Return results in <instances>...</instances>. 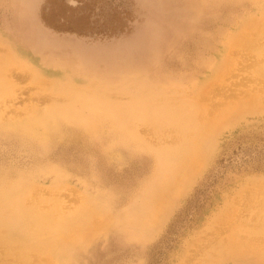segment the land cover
<instances>
[{
  "label": "rangeland",
  "instance_id": "374dc122",
  "mask_svg": "<svg viewBox=\"0 0 264 264\" xmlns=\"http://www.w3.org/2000/svg\"><path fill=\"white\" fill-rule=\"evenodd\" d=\"M248 32L251 42L239 43ZM262 32L264 0H0V200H20L53 224L36 237L24 222L0 221V264H255L233 250L264 249ZM211 76L199 93L194 84ZM142 79L150 97L134 87ZM159 88L210 113L225 101L261 99L205 147L173 123L155 133L159 121L141 110L121 119L97 104L141 105ZM47 112L59 114L60 127L41 137L40 125L36 134L24 128ZM98 113L125 125L81 119ZM179 159L185 166L170 170Z\"/></svg>",
  "mask_w": 264,
  "mask_h": 264
},
{
  "label": "bare ground",
  "instance_id": "6f19581e",
  "mask_svg": "<svg viewBox=\"0 0 264 264\" xmlns=\"http://www.w3.org/2000/svg\"><path fill=\"white\" fill-rule=\"evenodd\" d=\"M215 1V0H214ZM260 22V21H259ZM256 23H257V21H256ZM260 23H262V22H260ZM255 26H256V24H255ZM259 26H260V24H259ZM257 27V26H256ZM252 28V27H251ZM254 28V27H253ZM252 28V29H253ZM255 29V28H254ZM257 29V28H256ZM241 32V31H240ZM250 32H251V30H250ZM249 33V32H248ZM252 33V32H251ZM262 33H264V32H262ZM255 34V33H254ZM256 35V34H255ZM257 35H260V34H257ZM253 39H254V37H252ZM244 42V43H246V42H251V37H250V33L249 34H244V36L243 35H239V40H238V42L239 43H241L242 44V42ZM234 44V43H233ZM232 44V45H233ZM236 44H237V42H236ZM235 44V45H236ZM246 45H248V44H246ZM253 45H254V43H253ZM257 45V44H256ZM234 46V45H233ZM232 46V47H233ZM237 46V45H236ZM241 46H243V45H241ZM238 47V46H237ZM236 47V48H237ZM260 47H261V45H260ZM235 48V49H236ZM249 48V47H248ZM251 48V47H250ZM249 48V49H250ZM264 49V48H263ZM231 51H232V48H231ZM230 50H228L227 51V53L225 54V56L223 57L224 59H222L220 62H219V64L218 65H215V66H220L221 64L222 65H225V63L227 62L226 61V59L229 57V55H230V52H231ZM242 51V50H241ZM249 51V50H248ZM261 51V50H260ZM259 51V52H260ZM245 52V51H244ZM251 52V51H250ZM256 53H257V50H256ZM251 54H253L252 52H251ZM250 54V55H251ZM258 55V54H257ZM244 56V55H243ZM248 56V55H247ZM231 57V56H230ZM259 57H260V55H259ZM2 58V57H1ZM240 58V57H239ZM245 58V57H244ZM243 58V59H244ZM249 58V57H248ZM255 58V57H254ZM230 59V58H229ZM246 59H247V57H246ZM251 59V57L249 58V60ZM6 60H8L7 58H6ZM242 60V59H241ZM248 60V59H247ZM4 61V60H3ZM246 61V60H245ZM262 61H264V60H262ZM16 62V61H15ZM237 62H240V61H237ZM257 62H259V61H257ZM257 62H255L256 64H257ZM261 62V61H260ZM228 63H230V61L228 62ZM234 63V62H233ZM232 63V65H234ZM239 64V63H238ZM254 65V64H253ZM259 65H260V63H259ZM1 66V65H0ZM236 66V65H235ZM245 66V65H244ZM258 66V65H257ZM6 67V66H5ZM230 67H232V66H230ZM255 67V66H254ZM225 68V67H224ZM223 68V69H224ZM228 68V67H227ZM249 68V67H248ZM6 69V68H5ZM259 69V68H258ZM263 69V68H262ZM216 70V69H215ZM227 70V69H226ZM1 71V70H0ZM225 71V70H224ZM152 74V73H151ZM216 74V73H215ZM215 74H214V76H215ZM220 74V73H219ZM223 74V73H222ZM261 75V74H260ZM214 76H211V77H209L208 79H205L206 81L205 82H203V84H194V88L195 89H199L200 91H199V93H202V94H204L208 89V87H209V85H210V83H211V79L214 77ZM225 76V75H224ZM1 77V76H0ZM152 78V77H151ZM219 78V77H218ZM162 81V80H161ZM164 81V80H163ZM2 82V81H1ZM4 83V82H3ZM133 83H142L140 86H134V87H137V88H141V89H143V91L142 92H144L145 94H146V96L148 95V97H150V94H148L146 91H150L151 89H150V86L148 85V81L146 82V80H141V81H138V82H133ZM197 83H199V82H197ZM171 84V83H170ZM177 84V83H176ZM175 83H174V85H176ZM179 84V83H178ZM264 84V83H263ZM133 85V84H132ZM262 85V84H261ZM158 86V85H157ZM204 86V87H203ZM145 87H147V88H149V89H145ZM201 87V88H200ZM65 88V87H64ZM111 88V87H110ZM136 88V89H137ZM261 88H263V87H261ZM113 89V88H112ZM130 89V88H129ZM128 89V90H129ZM160 90H162V92L163 93H160L159 92V94H156L152 99H148L147 97L145 98V100L143 101V103L141 104V105H135L134 103H132L131 101L130 102H127V103H123V104H119V105H116V106H114L112 103H110L109 101L107 102V101H105V102H103V103H99V102H97V104L99 105V106H103L105 109L106 108H109V109H106V112L107 111H112V112H114V115H116V117H118V118H121V119H124V117L125 116H129V115H131V114H133V113H136V112H138L139 110H141L143 113H141V114H145V117L149 120H153L152 122H154V120H158L159 122V124L157 125L158 127H155V133L156 132H159V133H162V135H163V133H165L166 131L164 130V129H162V127L161 126H163L165 123H173V125L176 127V128H178V129H183L184 130V132H183V134H181L182 136H186V138L190 135L191 137L190 138H194L195 139V141H194V139H193V142H195L193 145H194V147H197V145H201V147L203 146V147H205L206 145H208V143L209 142H211L212 141V139L215 137V135L217 134V132H219V130H221L222 128H224V127H226V126H228V125H224V124H230V123H233L234 121H236V120H238L240 117H241V111L243 110V111H247V109L251 106V105H253V104H257V105H259L260 104V99L261 98H259V97H257V95H250V99L248 100V101H239L238 103H235L236 101H234V103H228L227 101H225V103H224V105H221L220 104V106H223L222 108L220 107V109L219 110H217V108H216V110H215V112H213L212 111V113H210V110H212V109H215V108H212L211 107V109L210 110H208V112H207V110L205 109V107H203L204 106V104H202V103H194L192 100H189V99H181L179 102H173V98H168V96H166V94H165V91L162 89V88H159ZM234 89V88H233ZM2 90V89H1ZM171 90V89H170ZM170 90H168V91H170ZM215 90V89H214ZM238 90V89H237ZM263 90V89H262ZM157 91V90H156ZM227 91V90H226ZM249 91V90H248ZM225 92V91H224ZM259 92H261V90L259 91ZM1 93H2V91H1ZM157 93V92H156ZM216 93V92H215ZM255 93V92H254ZM107 94V93H106ZM171 94V93H170ZM190 94V93H189ZM214 94V93H213ZM260 94V93H259ZM262 94V93H261ZM2 95V94H1ZM199 95V94H198ZM237 95V94H236ZM112 96V95H111ZM98 97V96H97ZM195 97H196V95H195ZM249 97V96H248ZM74 98V97H73ZM100 98V97H99ZM98 98V99H99ZM187 98V97H186ZM200 98V97H199ZM201 98H202V96H201ZM207 98V97H206ZM224 98V97H223ZM226 98V97H225ZM245 98V97H244ZM101 99V98H100ZM148 99V100H147ZM120 100V99H119ZM187 100V101H186ZM230 100H232V98L231 99H229V101ZM241 100V99H240ZM198 101V100H197ZM200 101V100H199ZM203 101H205V100H203ZM207 101H208V99H207ZM212 102H214V101H212ZM219 102V100L217 101V103ZM226 102H227V104H226ZM232 102V101H231ZM70 103V102H69ZM95 104H96V102H94ZM175 103V104H174ZM204 103V102H203ZM214 103H216V102H214ZM213 103V104H214ZM220 103V102H219ZM222 103V102H221ZM212 103L211 104H209V105H213ZM94 105V104H93ZM92 105V106H93ZM262 106V105H261ZM96 107V106H95ZM216 107V106H215ZM218 107V106H217ZM240 107H243V108H240ZM248 107V108H247ZM97 108V107H96ZM245 108V109H244ZM257 108V107H256ZM255 108V109H256ZM74 109V108H73ZM111 109V110H110ZM197 111H196V110ZM259 109V108H258ZM68 110L69 109H66L65 110V112L64 113H68ZM202 110V111H201ZM96 111V110H95ZM257 111V110H256ZM260 111V110H259ZM32 112V111H31ZM50 115H49V114ZM53 114H55V112L54 113H52V112H47L43 117H40L39 116V113H38V117L37 118H33V119H31L30 121H28L27 123H25L23 126H24V128L26 129L27 128V131H30V132H32V133H35L34 132V127H32V125H40L41 127H42V133H41V135H39V137H41V136H44V133H45V136L47 135L46 133H49L50 131H52L53 129H56V128H58V126L60 125V123L62 122V120L59 118V114L57 115V116H55V118H50V116L51 115H53ZM89 114H90V112H89ZM111 114V113H110ZM138 114H140V112H138ZM137 114V115H138ZM136 115V116H137ZM144 117V118H145ZM88 118H89V120L85 117H82L81 119L85 122V121H87L88 122V125H90V126H93V125H98V126H101V125H108V126H111V125H125L124 124V120H122V123L121 124H119L118 122H113L112 120H111V118H110V116L107 114V113H104V114H101V113H98V114H95V115H92V117H91V119H90V116H88ZM126 119V118H125ZM24 120H26V119H24ZM78 125H83V123H81V122H76ZM146 123V122H145ZM149 124V123H148ZM151 124V123H150ZM161 124H163V125H161ZM155 125V124H154ZM18 126V125H17ZM61 126V125H60ZM59 126V127H60ZM97 126V127H98ZM65 127V126H64ZM118 127V126H117ZM7 128V127H6ZM16 128V127H15ZM119 128V127H118ZM50 129H52V130H50ZM99 129H101V128H99ZM17 130V129H16ZM177 130V129H176ZM14 131V130H13ZM23 131V130H22ZM119 131V130H118ZM122 131V130H121ZM175 131V130H174ZM15 132V131H14ZM24 132V131H23ZM176 133H177V131H175ZM19 133V132H18ZM113 133V132H112ZM129 133V132H128ZM36 134V133H35ZM34 134V135H35ZM52 133H50V135H51ZM130 135H131V133H129ZM19 135H20V133H19ZM54 135V134H53ZM129 135V136H130ZM164 135H166V134H164ZM114 136V135H113ZM112 136V137H113ZM129 136H127L128 137V140H129ZM134 136V135H133ZM132 136V137H133ZM158 136V135H157ZM181 136V137H182ZM20 137V136H19ZM49 137H51V136H49ZM178 137V136H177ZM176 137V139H178ZM181 137L179 138L181 141H182V139H181ZM31 138V137H30ZM108 138H110V137H108ZM114 138V137H113ZM122 138H124V136L122 137ZM185 138V140H184V142L186 141V140H188V139H186ZM26 139V138H25ZM52 139V138H51ZM37 140V139H36ZM124 140V139H123ZM123 140H120V141H123ZM133 140L134 141H136L137 142V137H133ZM33 141V140H32ZM52 141V140H51ZM50 141V142H51ZM176 141V140H175ZM179 141V140H178ZM40 142V141H39ZM127 142V141H126ZM177 142V141H176ZM49 143V142H48ZM174 143V142H173ZM181 144H182V142H180ZM42 144V143H41ZM38 145H39V143H38ZM126 144H124V146H125ZM156 145V144H155ZM178 145H180V144H178ZM183 146H184V143L182 144ZM192 145V146H193ZM51 146V145H50ZM129 146V145H128ZM192 146L190 147V148H192ZM198 146V147H199ZM161 147V146H160ZM180 147V146H179ZM50 148V147H49ZM181 148V147H180ZM189 148V147H188ZM86 149H88V148H86ZM136 149H139V148H136ZM136 149H135V151H136ZM146 149V148H145ZM184 149H186V147L184 148L183 147V149L181 150V151H183ZM147 150V149H146ZM180 150V149H179ZM97 151V150H96ZM115 151V150H114ZM142 151V150H141ZM174 151V150H173ZM195 151H196V153L198 154V150L197 149H195ZM137 152H139V151H137ZM178 152V151H177ZM187 152V150L185 151V153ZM190 155L187 157V159H186V162L189 164V162L193 165V163H194V168H195V163H196V158H194V154L192 153L193 152V150L192 149H190ZM133 153H134V151H133ZM148 153V152H147ZM100 154V153H99ZM98 154V155H99ZM202 155V152L200 153V151H199V155ZM97 155V154H96ZM89 156V155H88ZM181 157V156H180ZM182 157H183V155H182ZM175 158V157H174ZM186 158V157H185ZM172 159V158H171ZM170 159V160H171ZM178 160V159H177ZM180 161L176 164V165H174V168L173 169H170V170H175V169H177V168H181L182 166L181 165H184V164H182V159H179ZM176 161V160H175ZM175 163V162H174ZM186 164V163H185ZM185 166V165H184ZM183 166V167H184ZM192 166V167H193ZM182 169V168H181ZM169 170V169H168ZM169 170V171H170ZM190 170H193V169H190ZM37 173V172H36ZM180 173V172H179ZM179 175V174H178ZM186 175H188V174H186ZM19 176V175H18ZM176 175H174L173 177H175ZM180 177H181V179H179L180 177H178V181H180V180H182L185 176L184 175H182L181 173H180V175H179ZM2 177H4V176H2ZM11 179V178H10ZM22 179V178H21ZM25 180V179H24ZM3 181V180H2ZM10 181V180H9ZM22 181V180H21ZM31 181V180H30ZM29 181V182H30ZM8 182V181H7ZM22 183V182H21ZM178 183V182H177ZM176 183V184H177ZM1 185V184H0ZM169 186V185H168ZM10 189V188H9ZM163 189H166V188H163ZM168 189V188H167ZM174 189L175 188H173L172 190L174 191ZM12 190V189H11ZM263 190V189H262ZM262 190H258L257 189V191H259L260 192V194L262 195ZM155 191V190H154ZM165 191V190H164ZM175 192V191H174ZM252 192V191H251ZM259 192L257 193V194H259ZM0 193H1V191H0ZM162 193V192H161ZM263 194H264V192H263ZM157 195V194H156ZM162 195V194H161ZM254 195V194H253ZM11 196H13L14 197V195L12 194ZM32 196L34 197V195L32 194ZM256 196V195H255ZM173 197V196H172ZM11 198V197H10ZM9 198V200L7 199V200H5L4 201V197L0 200V210L2 211V212H4V214L2 215V216H0V221H2L3 223H4V225H5V223H7L10 227H12L13 229L14 228H19L18 227V225H20V224H22V222H24V226H25V230H27V232H32L36 237H40V235L42 234V232L44 233L45 232V229L47 228V226H49V225H51L52 224V222H50L51 221V218L49 219L47 216H46V218H39V217H37V216H34V214H33V212H32V210H31V208H21L20 206H21V203H20V200H16V199H10ZM37 198V197H36ZM160 198H162V197H160ZM170 198V197H169ZM33 199V198H32ZM170 201V200H169ZM169 201H168V203H169ZM259 201V200H258ZM165 202V201H164ZM167 202V201H166ZM171 202V201H170ZM30 203V202H29ZM262 204H264V202H262ZM32 206V205H31ZM37 206V205H36ZM35 206V207H36ZM44 207V206H43ZM42 207V208H43ZM261 207V206H260ZM263 207H264V205H263ZM262 207V208H263ZM261 208V209H262ZM250 209V208H249ZM86 211V210H85ZM1 212V213H2ZM263 212V211H262ZM39 213V212H38ZM83 213H84V211H83ZM83 213H82V215H83ZM87 213V212H86ZM104 213V212H103ZM44 214V213H43ZM89 214V213H88ZM263 214V213H262ZM40 215H41V213H40ZM57 215H59V214H57ZM61 215V214H60ZM80 215H81V213H80ZM64 216V215H63ZM121 216V215H120ZM146 216V215H145ZM144 216V218H146ZM155 216V215H154ZM264 216V215H263ZM41 217V216H40ZM148 217V216H147ZM152 217V216H151ZM150 217V218H151ZM56 218H57V216H56ZM149 218V217H148ZM258 218H260V217H258ZM262 218V217H261ZM79 219V218H78ZM77 219V220H78ZM61 220H65V219H61ZM261 220V219H260ZM54 221V220H53ZM59 221V220H58ZM68 221V220H67ZM66 221V222H67ZM63 222V221H62ZM260 222V221H259ZM263 222H264V220H263ZM70 223V222H69ZM68 223V224H69ZM55 224V223H54ZM149 224V223H148ZM3 225V226H4ZM53 225V224H52ZM51 225V226H52ZM66 225V224H65ZM65 225L63 226V229H65V228H67V226L65 227ZM99 225V224H98ZM253 225H255V224H253ZM256 225H258V224H256ZM59 227H60V225H58ZM245 226V225H244ZM258 226H260V225H258ZM65 227V228H64ZM97 227V226H96ZM147 227V226H146ZM0 228H2V227H0ZM8 228V227H7ZM73 228V227H72ZM3 229H5V228H3ZM56 229V228H55ZM62 229V228H61ZM143 229V228H142ZM145 229V228H144ZM258 229H260V228H258ZM257 229V230H258ZM1 230V229H0ZM60 230V229H59ZM58 230V233L59 232H61V231H59ZM68 230V229H67ZM256 230V229H255ZM256 230V231H257ZM9 231V230H8ZM11 231V230H10ZM50 231H52V230H50ZM75 231H77V230H75ZM71 232V231H70ZM87 232V231H86ZM252 232V231H251ZM258 232V231H257ZM260 232H262V230L261 231H259V233ZM52 233V232H51ZM64 234V233H63ZM149 234V233H148ZM257 234V233H256ZM264 234V233H263ZM126 235V234H125ZM261 235V234H260ZM9 236V235H8ZM45 236H47V235H45ZM143 236V235H142ZM7 237V236H6ZM22 240H24L25 242L26 241H28L27 240V238L25 237V235H23V234H20V236H19ZM54 237V236H53ZM65 237V236H64ZM262 237H264V235L262 236ZM261 237V238H262ZM31 238H33V239H36L35 237H33V236H31ZM59 238V237H58ZM66 238V237H65ZM255 238H257V241H259L258 240V236H256ZM255 238H253V240L255 239ZM9 239V238H8ZM251 239V238H250ZM253 240H252V242H253ZM256 240V239H255ZM260 240H262V239H260ZM49 241V240H48ZM47 241V242H48ZM52 241H53V239H52ZM227 241H228V239H227ZM264 240H262V243H264L263 242ZM12 242V241H11ZM25 242H24V244H25ZM37 242V241H36ZM233 242V241H232ZM240 241H238V243H239ZM241 242H243V241H241ZM240 242V243H241ZM261 242V241H260ZM23 243V242H22ZM27 243V242H26ZM236 243V242H235ZM29 244V243H28ZM32 244V243H31ZM34 244V243H33ZM254 244H255V242H254ZM259 244V243H258ZM21 245V244H20ZM223 245V244H222ZM227 245V247H228V243L226 244ZM233 245V244H232ZM24 246V245H23ZM241 246V245H240ZM240 246H238V248L236 247L233 251H234V253H233V255H234V257L235 256H243L244 258L245 257H247V259H252L253 260V262L255 263V264H264V249H258V246H257V248L256 247H253L252 245H246V246H249V247H246V249H244V252L241 254V252L239 251V247ZM244 246V245H243ZM260 246V245H259ZM11 247V246H10ZM15 246H13V248H14ZM18 247V246H17ZM224 248L226 247V246H223ZM226 247V252H227V249L229 248H227ZM16 248V247H15ZM192 248V247H191ZM222 248V247H221ZM12 249V248H11ZM28 249V248H27ZM46 249V248H45ZM14 250V249H13ZM24 250V249H23ZM206 250H208L207 248H206ZM219 250H222V249H219ZM33 251H34V249H33ZM211 251V250H210ZM213 251V250H212ZM224 251H225V249H224ZM223 251V252H224ZM232 251V252H233ZM23 252V251H22ZM40 252V251H39ZM226 252H224V255L226 254ZM12 253V252H11ZM19 253V252H18ZM29 253V252H28ZM35 253V252H34ZM216 253V252H215ZM221 253V252H220ZM231 253V252H230ZM39 254H41V253H39ZM214 254V253H213ZM213 254H212V256H213ZM222 254V253H221ZM227 254H228V252H227ZM15 255H16V253H15ZM24 256V255H23ZM215 256V255H214ZM230 256V255H229ZM238 256V257H239ZM251 256H253V257H251ZM234 257H232V258H234ZM43 259V261L44 260H47V259H44V257H40V259ZM45 258H48V257H45ZM52 258H54L53 256H52ZM216 259V258H215ZM225 259H226V257H225ZM231 259V258H230ZM48 260H50V258H48ZM217 260V259H216ZM227 260V259H226ZM238 260H239V258H238ZM243 260V259H242ZM22 261H24V260H22ZM33 260H31L30 262H32ZM51 261H54V260H52L51 259ZM225 261V260H224ZM231 261H233V259L231 260ZM244 261V260H243ZM40 262V260L38 261V263ZM234 262V261H233ZM236 262V261H235ZM242 262V261H241ZM46 263V262H45ZM48 263H49V261H48ZM55 263V262H54ZM32 264H33V262H32ZM51 264H52V262H51ZM238 264V263H237ZM240 264V263H239ZM243 264H245V263H243ZM247 264H249L248 262H247Z\"/></svg>",
  "mask_w": 264,
  "mask_h": 264
}]
</instances>
